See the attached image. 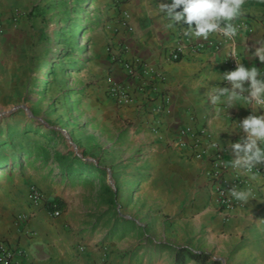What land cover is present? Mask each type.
<instances>
[{
	"label": "crops",
	"instance_id": "0c3cea01",
	"mask_svg": "<svg viewBox=\"0 0 264 264\" xmlns=\"http://www.w3.org/2000/svg\"><path fill=\"white\" fill-rule=\"evenodd\" d=\"M16 1L0 0L2 27L10 28L7 19ZM104 2L96 15L98 66L92 73L105 77L98 98L112 111L102 115H115L127 129L122 150L150 148V162L160 161L164 170L140 178L148 192L141 216L133 213L119 219L116 212L111 222L107 215L114 207L107 204L105 188L101 182L97 185V178L93 186L103 194L93 195L95 206L84 209L59 192L40 189L48 201L65 203L58 217L46 204L30 205L21 186L24 202L15 209L0 205L4 219H9L0 223V243L13 252L12 264H176L178 248L210 254L221 264H264V177L248 173L251 195L227 222L218 214L208 177L216 153L228 165L224 177H232L235 157L230 144L245 135L238 124L252 112H264L243 102L231 109L211 102L214 87H230L223 74L235 70L237 63L255 66L264 75V63L251 57L259 46L255 42L264 40V0H245L236 23L251 31L236 37L238 57L231 55V41L222 34L192 41L184 35L182 27L187 25L166 27L168 20L159 4L170 0ZM176 50L179 59L174 61L171 53ZM118 59L139 62L134 79L125 77ZM108 76L126 86L129 103L108 97ZM237 171L245 173L243 168ZM4 190L10 196L15 192L10 185ZM183 264L195 262L186 259Z\"/></svg>",
	"mask_w": 264,
	"mask_h": 264
},
{
	"label": "rangeland",
	"instance_id": "374dc122",
	"mask_svg": "<svg viewBox=\"0 0 264 264\" xmlns=\"http://www.w3.org/2000/svg\"><path fill=\"white\" fill-rule=\"evenodd\" d=\"M55 1L17 0L7 19L10 28L2 27L0 32V155L12 157L15 152L44 146L50 150L54 145L68 149L106 169L105 182L113 189L116 202L107 215L109 222L116 212L119 219L133 213L141 216L148 192L139 180L150 171H163L164 166L160 161L150 162V148L122 150L119 146L124 145L127 129L115 115H102L112 111L98 98L105 77L92 73L98 66L96 15L105 0H88L83 5L80 23L85 32L78 35L77 70L64 68L53 55L63 47L57 32L63 24L52 8ZM48 130L59 132L61 138L49 144ZM94 181L83 176L69 180L58 173L55 162L37 157L27 160L22 155L21 166L0 172V205L17 208L24 202L20 187L26 188L28 197L30 186H36L65 195L80 209L94 207L97 197L93 195L103 194L93 186ZM8 185L15 190L13 196L4 190ZM1 211L0 223H9Z\"/></svg>",
	"mask_w": 264,
	"mask_h": 264
},
{
	"label": "clouds",
	"instance_id": "9594fccd",
	"mask_svg": "<svg viewBox=\"0 0 264 264\" xmlns=\"http://www.w3.org/2000/svg\"><path fill=\"white\" fill-rule=\"evenodd\" d=\"M245 0H170L160 3L159 10L164 13L168 23L166 27L175 29L182 27L184 35L192 41L197 38L207 40L211 34L219 33L231 41V55L238 57L236 37L251 31L236 21L243 14ZM179 9V11L177 10ZM258 47L251 53V57L258 58L264 63V40L255 42ZM249 51V49H247ZM223 80L229 82L230 87H214L215 93L211 102L228 109L238 103L250 104L258 111L264 108V75L255 66L245 67L237 63L235 70L223 74ZM245 82L248 86L245 87ZM223 107L220 111H223ZM245 134L238 142L230 144L234 159L232 166L251 170L258 163H264V112L256 115L252 112L238 124ZM217 147V144H213ZM221 148V145H219ZM231 195L241 201L248 200L251 192L236 187L230 189Z\"/></svg>",
	"mask_w": 264,
	"mask_h": 264
},
{
	"label": "trees",
	"instance_id": "16d2710c",
	"mask_svg": "<svg viewBox=\"0 0 264 264\" xmlns=\"http://www.w3.org/2000/svg\"><path fill=\"white\" fill-rule=\"evenodd\" d=\"M88 0H56L53 4L54 16L59 22H62V27L57 31L60 43L63 45L61 49L55 50L54 58L58 59L64 68L77 70L80 66L78 58V35L83 34L85 29L81 27L80 14L83 11L84 3ZM127 0H123L126 2ZM50 49V48H49ZM46 50L47 47H46ZM38 133V131H37ZM48 143L53 144L61 138V134L55 130L46 131ZM31 160L34 157L43 161L51 160L57 165L58 173L69 180H77L82 176L84 178L98 179L105 188V196L108 197L107 204L110 207L115 206V193L108 183H105L107 172L106 169L98 162L83 160L74 152L66 149L59 150L56 145L48 150V147H40L36 150H28L15 152L12 157L0 155V172H10L15 168V165L21 166V157ZM48 211L54 209L64 210L65 203L59 199H53L46 203ZM176 264L185 263L186 259L192 260L195 264H221L220 261L214 260L210 254L204 252H193L187 248L174 249Z\"/></svg>",
	"mask_w": 264,
	"mask_h": 264
},
{
	"label": "built area",
	"instance_id": "2783aa9c",
	"mask_svg": "<svg viewBox=\"0 0 264 264\" xmlns=\"http://www.w3.org/2000/svg\"><path fill=\"white\" fill-rule=\"evenodd\" d=\"M124 26H127L126 21H122ZM2 25L0 24V32ZM171 59L176 61L179 59V53L173 51L171 53ZM118 63L123 70L125 77L134 79L138 74V61H127L118 59ZM108 88L107 95L112 100L119 104L129 103L131 98L126 90V86H123L116 82L113 77L107 78ZM228 165L224 162L221 153H216L212 158V168L208 173V177L214 187V193L218 204V214L222 221L227 222L231 214L240 207L243 201L234 198L231 195L230 189L236 187L240 190L252 191L251 182L248 179V173L251 175H262L264 177V164L253 167L251 170H245V173H239L237 168L233 167L234 173L230 179L224 177ZM28 202L33 207L45 205L48 200L46 195L36 186H30L28 192ZM61 212L58 209H54L51 215L54 217L60 216ZM20 220L25 219L24 216L19 217ZM13 252L5 244L0 243V264H12Z\"/></svg>",
	"mask_w": 264,
	"mask_h": 264
}]
</instances>
